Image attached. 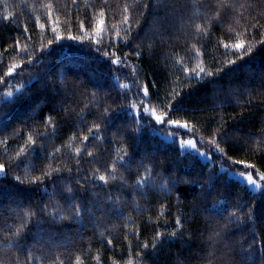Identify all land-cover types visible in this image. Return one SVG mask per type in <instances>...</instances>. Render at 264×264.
<instances>
[{
    "label": "trees",
    "instance_id": "trees-1",
    "mask_svg": "<svg viewBox=\"0 0 264 264\" xmlns=\"http://www.w3.org/2000/svg\"><path fill=\"white\" fill-rule=\"evenodd\" d=\"M230 4L0 0V264H264V0Z\"/></svg>",
    "mask_w": 264,
    "mask_h": 264
},
{
    "label": "snow or ice",
    "instance_id": "snow-or-ice-1",
    "mask_svg": "<svg viewBox=\"0 0 264 264\" xmlns=\"http://www.w3.org/2000/svg\"><path fill=\"white\" fill-rule=\"evenodd\" d=\"M140 3V0H133V6H135V4H138ZM217 5H218V9L220 7H231V4H230V0H217ZM45 7L51 9L52 5L51 4H48V5H45ZM146 7V5H145ZM128 8H129V5L128 4H125L124 5V14L122 16V20L120 21L121 24H123L126 29L129 31L130 33V30H131V23L129 22V13H128ZM219 10L216 12V16L219 17ZM49 16H51V12H49ZM99 17L100 19L97 21L96 25H95V31L97 33H102L103 30H104V12L103 11H100L99 13ZM237 23H239V21L237 20ZM81 26H82V23H81ZM259 25L258 24H253L252 27L253 28H256L258 27ZM41 27L43 28L44 25L42 24ZM112 28L115 29V34H114V38H119V39H126L127 37H122L120 36V29L117 27V25H112ZM196 29L198 32H203V33H206L207 32V28H205L204 26L202 25H199L197 24L196 25ZM53 31H55V29L53 28ZM229 31L231 32H234L236 37H237V42L235 44H224V48L228 51H232V50H235V51H238L241 53L240 57L238 58H242L244 55H247L249 53L252 52L253 48H252V45L251 43H249L248 41L244 40L242 37L245 33L248 32V29L245 28L244 29V32H236L235 28H232L231 26H229ZM262 36H264V33L261 34ZM99 43V41H97ZM259 43L261 44H264V39H261L259 41ZM25 51L27 50V46H25ZM193 51L195 53H199V50L195 48V46H193ZM116 63H120L121 61L119 60V58H117V60L115 61ZM178 63H181L182 65H184V70L185 72L189 73L190 75H195V76H199L200 73H205V75H213V73H210V72H207L203 67H201V65L197 64L195 65L191 70H189L187 67H186V64L184 63L183 60H180L178 61ZM229 64H233L235 63V61L233 60H229L228 61ZM15 67V66H13ZM223 69L222 68H218L216 71L217 73L222 71ZM12 72V69H9V74H11ZM6 86V85H5ZM124 87H127V85H125ZM142 91L144 92L145 95H147L148 93V89L147 87H143L142 88ZM13 95V93L11 92H8V93H5V96H8V97H11ZM178 95V94H177ZM132 107H136V105H132ZM168 107H171V105H168ZM143 111L145 112H148L149 109L147 108H144ZM154 114V113H153ZM155 120L159 123H164V118L161 117V116H155ZM49 122H51L50 118H49ZM167 123L170 124V125H175L177 127H180V128H189V125L188 123H181L180 121H177V120H167ZM96 128H98L99 126L96 125L95 126ZM92 129H89V132H91ZM32 138H31V135H29V141H31ZM84 140L87 141L88 140V137L85 136L84 137ZM0 143H3V141H0ZM209 143L211 145H213L218 151H222L219 149V145L216 141L215 138L211 139L209 141ZM180 146L182 148H192V149H197V144H196V141L194 139H189V140H181L180 141ZM198 151V149H197ZM75 152L78 154L80 152V149L77 148L75 149ZM89 155H91V153H88ZM234 163H237V164H244V167H245V170L244 171H240L238 173H236L237 175H239L243 180H245V182L249 185H252L254 188H260L262 186V184H264V173H260V172H257L256 174V177L254 178L253 174L251 171H247L248 169H255V165H250V164H245L244 161H234ZM59 169H55V171H58ZM114 171V169H113ZM4 172V165L3 164H0V173H3ZM113 179L115 178L114 176L112 177ZM17 179H19V177H17ZM39 179V178H37ZM99 179L101 181H104L105 183H107L108 181V177L105 176V175H100L99 176ZM27 215H31V213H28ZM177 223H179V220L177 221ZM21 227H23V225H21ZM20 232V229H17L16 230V234L18 235ZM163 234L161 233H157L156 237H154V240H158L160 239V237L162 236ZM172 235H175V233H172ZM109 243H111V241H108ZM153 247H155V244L152 245ZM144 247H148L147 244L144 245ZM60 264H63V261H60ZM76 264H82V261L78 258L77 261H76ZM114 264H117V262H114ZM126 264H133V261L131 259H129Z\"/></svg>",
    "mask_w": 264,
    "mask_h": 264
},
{
    "label": "rangeland",
    "instance_id": "rangeland-1",
    "mask_svg": "<svg viewBox=\"0 0 264 264\" xmlns=\"http://www.w3.org/2000/svg\"><path fill=\"white\" fill-rule=\"evenodd\" d=\"M189 139H192V138H186V139H181V140H189ZM186 148V147H185ZM196 151V150H195ZM198 152V154L200 155V157L203 159V160H207L209 159V155L203 151H196ZM5 173V170L3 173H0V175H3ZM236 173L238 172H235V171H232V175L235 177V178H238L240 179L241 181L245 182V180H243L239 175H237ZM246 183V182H245ZM252 188H254L252 185H250ZM264 187V184H262V186L260 188ZM260 188H254V189H260Z\"/></svg>",
    "mask_w": 264,
    "mask_h": 264
}]
</instances>
